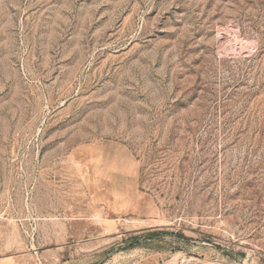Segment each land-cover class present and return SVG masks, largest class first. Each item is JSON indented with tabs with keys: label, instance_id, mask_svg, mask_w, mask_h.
I'll use <instances>...</instances> for the list:
<instances>
[{
	"label": "rangeland",
	"instance_id": "1",
	"mask_svg": "<svg viewBox=\"0 0 264 264\" xmlns=\"http://www.w3.org/2000/svg\"><path fill=\"white\" fill-rule=\"evenodd\" d=\"M0 264H264V0H0Z\"/></svg>",
	"mask_w": 264,
	"mask_h": 264
}]
</instances>
